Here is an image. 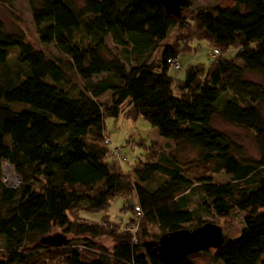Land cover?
I'll use <instances>...</instances> for the list:
<instances>
[{"label":"trees","instance_id":"1","mask_svg":"<svg viewBox=\"0 0 264 264\" xmlns=\"http://www.w3.org/2000/svg\"><path fill=\"white\" fill-rule=\"evenodd\" d=\"M196 1L187 0L182 10ZM227 1L193 10L191 41L206 40L208 51L215 47L220 54L207 56V69L187 66L183 80L170 76L176 69L167 63L179 64V45L161 49L172 28L184 30L190 22L182 10L167 15L151 0H28L39 41L53 44L55 57L0 21V264H197L201 256L220 264H264V0ZM108 39L119 52L112 53ZM228 51L233 56L226 59ZM105 96L109 104L101 102ZM127 113L175 146L194 150L196 160L149 152L130 176L119 172L106 162L105 119ZM216 118L250 132L257 156L216 128ZM4 163L15 168L19 187L2 182ZM204 167L228 179L193 181L190 169ZM132 194L136 232L73 220L76 211L102 213ZM195 194L200 202L194 209ZM235 211L243 229L236 238L224 237L218 249L165 262L154 252L158 236H151L152 244L143 241L150 237L147 226L163 236L201 227V216L226 218ZM54 229L74 240L47 246L43 239Z\"/></svg>","mask_w":264,"mask_h":264},{"label":"rangeland","instance_id":"2","mask_svg":"<svg viewBox=\"0 0 264 264\" xmlns=\"http://www.w3.org/2000/svg\"><path fill=\"white\" fill-rule=\"evenodd\" d=\"M228 4L227 0H197L194 3H191V7L187 10H182V14L187 18L190 22V25L187 26L186 29L180 30L178 28H172L165 41L163 42V47L161 49V53L164 48L173 49V46L179 45L180 54L179 64L182 67V71L178 70H170L169 74L173 78H179V80L184 79V70L187 66L201 65L205 69L210 66V62L207 57L208 51V42L206 40H194L193 38V23H192V13L196 8L203 7H216V6H225ZM0 21L4 24V27L9 32H22L25 36L27 42H29L36 49L42 50L46 55L55 57L58 56L57 48L52 44L49 46L41 45L38 35L36 33L32 16L30 12V5L28 0H0ZM264 35V32H263ZM107 44L111 49L112 53L119 52L120 50L115 48V46L111 43V40L108 39ZM161 48V47H160ZM159 48V49H160ZM159 49L154 54V58L159 56ZM15 50V49H14ZM12 50V51H14ZM17 52V51H16ZM18 54V53H17ZM233 56V51H228L225 55L226 59H229ZM15 59V53L12 52L10 54V62H13ZM254 80L261 81L259 78L255 76H250ZM109 96H105L101 99L102 103L109 104ZM15 109L21 110L23 106H14ZM264 116V108L262 110ZM125 115V116H124ZM124 115H120L118 118H106L105 119V134L110 140V144L108 146L109 155L106 158V162L109 165H115L119 172L124 175H131L133 167L139 163H145L150 155L154 152H165L174 151V155L177 156L178 161L181 163H186L190 161H194L197 158V154L194 150L185 148V147H177L174 143L167 141L159 136L156 128H153L146 120L142 117L133 116V113H127ZM128 116V117H127ZM214 126L221 131H224L234 140L242 144L246 150L248 155L257 156V149L253 141L252 134L248 131H244L242 129H238L232 127L230 125L225 124L219 119H214ZM120 150L121 157H124V162H120L115 158L112 154L114 150ZM9 167L12 171L13 177L9 179L5 172V168ZM190 177L193 181L200 176L206 175L210 177L213 181L216 182H224L228 179V177L224 173L220 174H211L209 167L198 168V169H190ZM2 182L5 186L9 188H17L20 186L21 180L16 173L15 168H13L8 163H4L2 166ZM200 202V196L195 194L194 197V209L197 208L198 203ZM135 203V196L132 194L130 197H118L111 201L110 206L107 210L102 213H90L84 211H76L73 217V220L77 221L78 219L83 221L80 218L86 219L89 222H112L123 228L131 227L134 229V232L140 230V227L136 225L135 215L133 209H129V206L133 207ZM127 206V207H126ZM126 207V209H124ZM77 216V218H76ZM203 222L212 223L219 226L222 230L224 237L227 238H236L241 230L243 229V216L241 213L235 211L232 212L226 218H213L207 216H201ZM130 219V220H129ZM134 220V221H133ZM78 222V221H77ZM133 222V223H132ZM126 223H131L132 225H126ZM137 226V227H136ZM187 226V229L192 231L194 230V226ZM203 226V225H202ZM120 227V228H121ZM196 229V228H195ZM147 230L149 232V238L143 240L146 244H152V237L158 236L161 238V234L158 228L147 226ZM62 235V238L65 241L74 240L72 235H64L62 231L58 229H54L52 231L51 236ZM50 236V237H51ZM152 236V237H151ZM164 236V235H163ZM160 239L155 241V243H159ZM98 242L102 245L108 247L111 244L108 238H100ZM0 241V251L1 248ZM212 255L213 251H209ZM210 258V256H209ZM204 258L201 256L200 259H197V264H220L213 263L211 258ZM44 263V262H43ZM44 264H55L54 260H48Z\"/></svg>","mask_w":264,"mask_h":264},{"label":"water","instance_id":"3","mask_svg":"<svg viewBox=\"0 0 264 264\" xmlns=\"http://www.w3.org/2000/svg\"><path fill=\"white\" fill-rule=\"evenodd\" d=\"M161 5L167 15L178 17L187 0H151ZM43 243L50 247H58L63 243L62 235L46 237ZM224 243V235L219 226L206 223L192 231L182 229L160 238L159 246L154 252L165 262L181 260L188 255L218 249Z\"/></svg>","mask_w":264,"mask_h":264},{"label":"built area","instance_id":"4","mask_svg":"<svg viewBox=\"0 0 264 264\" xmlns=\"http://www.w3.org/2000/svg\"><path fill=\"white\" fill-rule=\"evenodd\" d=\"M219 54H220L219 50L216 49L215 47H211L209 49V51L207 52V56L211 60H215ZM167 63H168L169 66L175 68L176 70H179L180 69V66H179V64H178V62L176 60L169 59V60H167ZM113 154H114V156L117 159H120V161L124 162L125 158L119 156L120 155V150L115 149L114 152H113ZM135 211H137V214L136 215H137V217H139V209L137 207L135 208Z\"/></svg>","mask_w":264,"mask_h":264},{"label":"bare ground","instance_id":"5","mask_svg":"<svg viewBox=\"0 0 264 264\" xmlns=\"http://www.w3.org/2000/svg\"><path fill=\"white\" fill-rule=\"evenodd\" d=\"M5 170H6V172H5L6 176H7L9 179H11V178L13 177L12 171L10 170L9 167H6Z\"/></svg>","mask_w":264,"mask_h":264},{"label":"crops","instance_id":"6","mask_svg":"<svg viewBox=\"0 0 264 264\" xmlns=\"http://www.w3.org/2000/svg\"><path fill=\"white\" fill-rule=\"evenodd\" d=\"M208 47H209V45H208ZM178 60H179V58H178Z\"/></svg>","mask_w":264,"mask_h":264}]
</instances>
